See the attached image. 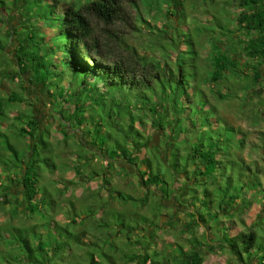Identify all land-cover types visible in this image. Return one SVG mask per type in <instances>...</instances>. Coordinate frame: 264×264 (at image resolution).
<instances>
[{
    "label": "trees",
    "instance_id": "16d2710c",
    "mask_svg": "<svg viewBox=\"0 0 264 264\" xmlns=\"http://www.w3.org/2000/svg\"><path fill=\"white\" fill-rule=\"evenodd\" d=\"M163 1L0 0V10L7 17H3L0 12V22L14 20L13 13L19 16V22H22L20 25L25 27V30L12 27L8 33L0 34V66L3 67L2 70L0 69V77L16 82L22 90L20 93L11 90L5 94V97H0V117H7L8 111L17 110L16 107L21 104H29L25 96L26 82L41 90L44 88L47 93H52L51 96L53 90H56L61 98L68 95L66 101L71 102L74 109L68 116L62 115V117L70 122V127L73 125L89 137V140L83 142L90 148L88 151L93 152V148L98 151V154L106 160L107 170L110 165H114L117 173L111 179L119 177L118 174L122 173L123 176L128 177L131 172L137 180L141 190L140 195L126 194L127 198L136 197L135 202L141 201V207L146 206V211L157 207V213L153 217L157 218L156 225L159 223L160 228L165 225L160 224L162 215L172 218L174 212L183 214L187 220H184L179 231L184 239H190L189 231L197 234L196 236H206V239H211L212 224L220 221L228 230V234L224 237V245L218 248L203 242V245L199 243L198 248L175 246L171 251L164 252L163 244L149 253L148 246L141 245L138 241L140 238H148L151 242H157V235L153 234L151 223L141 220L139 223L137 220L132 225L125 221L117 226V230L113 228L117 233L115 236L123 234L122 243L126 242L127 246L132 245L131 241L135 246L139 245L143 250L141 254L127 255L126 252L123 253L122 246L116 245L111 251L112 256L115 257L105 254L109 260L105 263L91 252H88V257L83 259V252L86 254V251H82L83 247L96 245L98 240L104 237L98 231L100 225H96V228L90 226L91 216L88 215H83V219L78 220L79 215L76 212L73 216L69 215L65 226L47 217V211L51 207L50 210H54L62 190L61 187H53L54 181L42 180L44 172L53 173L56 166L48 155L39 156L38 146H41L45 152H50L51 147L39 132L40 126L33 116V111L28 109L30 115L27 119L23 116L27 110L20 112L18 110L12 115L13 119L22 121L26 119L16 136L23 139L22 154L14 151L9 145L14 151L15 158L13 157L12 163L4 162L0 165V212L6 206L9 207L7 211L13 214L19 213L23 208L21 211L23 214L35 215L37 212L41 213V208L44 209L42 216L45 218L42 225L49 229L48 234L52 231L49 236L51 240H43V234L35 229V226L28 230L36 235L35 241L32 242L35 248L26 238L21 240L23 246H20V251L27 248L28 261L33 260L32 264L38 262L34 256L35 251H44L40 254L45 259L44 263L48 261L45 264L63 262L82 264L86 260L87 264H203L204 254L221 249L229 255L230 264L232 262L264 264V176H262L264 133L261 136L257 134V139L253 140L254 143L260 144L258 149L254 143L248 147L244 133L223 120L220 128L225 126L233 128V138L240 133L235 139L241 146L236 150L233 149V147L237 148L234 145L235 139L228 146L220 147L213 142L214 134H203L205 131L203 129L209 126L206 124L211 125L215 118L199 112L206 111L208 105L214 108L215 106L212 105L208 95V92H213V87L207 90L202 86L205 77L198 67L199 52L195 48L194 37L200 34L211 36L209 38L213 55L211 67H207L210 70L207 72L210 73L208 80L213 81V86L215 83L229 80L228 74L237 72L235 66L237 58L228 57L222 52L220 50L222 42L213 35L218 33V28L223 29L224 26L218 16L206 18L202 24H199V20H192L187 28L188 32H184L187 15L183 0H168L163 13L165 21L163 27H159L157 21L159 16H162ZM212 3L213 0H205L203 5L208 6ZM198 4L193 10L198 9ZM151 5L154 6L153 13L150 12ZM230 5L239 10L236 30H241L246 36L243 41L246 55L256 62L250 67L251 74L245 73V77L240 76V78L256 84L261 76L259 67L264 64V0H221L219 9L224 14H229ZM202 10L204 12V8ZM206 15L209 13L206 12ZM40 20L49 28L48 34H42L40 27L36 26ZM212 21L214 24L210 30L208 24L210 25ZM142 28L147 30L146 35L142 32ZM12 37H14V47L10 56L6 55L5 50ZM146 38L150 43L148 46L150 56L140 54L138 50ZM4 42L6 43L2 44ZM239 75L236 74L238 77ZM23 77L26 78V82ZM63 79H67L71 85L65 88L62 85ZM98 86L103 88V92L98 90ZM214 92L220 95L218 89ZM118 95L120 103L115 108L113 101ZM132 99L135 108L130 106ZM121 103L124 104V111L121 110ZM87 105L91 106L88 110ZM103 114L106 116V121L112 122V118H115L118 122L117 129L121 138L119 141H114L115 148L107 149L105 145V147L99 146L98 149L89 136L91 133L109 136L106 133V126L100 121ZM113 124L111 125L114 127ZM147 124L151 132L145 131ZM2 133L0 131V135ZM65 133L67 132L63 131L66 136ZM75 135L78 133L76 132ZM80 135L83 141L82 134ZM205 140L208 141L207 148L204 144ZM187 142L193 145L186 150L185 164H181L178 159L183 153L185 154L182 145H186ZM244 151H247L248 156L254 153L255 155L257 153V156L247 160L243 156ZM171 152H175L173 154L175 158L173 157V163L169 167L172 186L170 183L167 186L166 173L161 171L160 166L163 164L167 167ZM77 160L79 161L78 157ZM74 167L76 173L85 175L79 171L80 164ZM179 167L181 170L178 169ZM87 172L93 179L100 181L98 190L93 193L99 195L101 188L104 191L110 188L111 196L124 195L111 184L106 185V174L102 181L94 169H89ZM159 183L165 184L166 189ZM209 183L215 188H221L220 196L214 193L212 188L210 189ZM55 192L57 195L54 196L52 193ZM152 199L156 202L153 203ZM214 205H217L219 211L213 208ZM253 205H256L259 213L251 223L247 224L245 214ZM203 206H206V210ZM166 209L171 212H168L169 214L161 212ZM137 216L141 217L139 213ZM218 216L221 220H218ZM207 220L210 223H207ZM81 222L84 227L74 230ZM200 227L203 231L198 234ZM12 229L14 232L18 230L20 236L24 235L23 229L16 226ZM57 230L62 233L63 239L53 244L54 232ZM112 231L109 233L110 237ZM89 235L92 239L86 242ZM1 240L0 248L4 250L2 256L6 258V263L0 262V264H20L25 258L23 251H17L15 259L18 263L9 253L18 249L16 242L7 238ZM70 241L77 242L76 253L73 248L71 249ZM171 244L175 245L172 242ZM70 255L74 256L77 262H66L65 257ZM38 263L42 264V260Z\"/></svg>",
    "mask_w": 264,
    "mask_h": 264
},
{
    "label": "rangeland",
    "instance_id": "374dc122",
    "mask_svg": "<svg viewBox=\"0 0 264 264\" xmlns=\"http://www.w3.org/2000/svg\"><path fill=\"white\" fill-rule=\"evenodd\" d=\"M184 1V11L187 15L186 18V24L184 26V32H188L187 28L192 23V20H199V24H202L203 20H206V18H209L211 16H218L221 18V23L223 26V29L218 28V33L213 34L214 37L219 40L221 43L220 50L227 54L228 57L233 56L234 58H237V62L235 64L237 72H232L228 74L229 80H224L221 83H215L214 86L212 84L213 81L208 80L210 77V73L207 71L210 70L211 67V59L213 52L211 50L210 46V34H200L195 36V48L199 52V69L204 74L205 82H203L202 86H204V89L209 90L213 87V92H208L210 101L214 107L208 105L206 107V111H202L199 113L204 114L205 116L213 117L215 118V121L213 123H208L206 125H209L205 127V130L203 134L209 135L214 134L213 136V142L216 144H219L220 147L228 146L231 141H233L239 134H236L233 138V128L230 129V127L225 126L222 127V121L226 120L229 124L233 125V127L238 128L242 133H244V136L246 137V144L248 147H250L254 141L257 139V134L261 136L262 133H264V64L259 67V71L261 72L260 79L258 83L253 84L250 81H248L245 78H240V76L245 77V73L251 74V66H254L256 63L255 60L250 59L246 55V49H245V42L244 39H246V36L243 34L241 30H236L238 28L236 17L239 13L238 8H234L233 5L228 6L229 8V14H224L220 11V1L221 0H213L214 3L204 6L203 3L205 0H183ZM168 3V0H164L163 4L161 6V15L159 16V20L157 21V25L159 27H163V22L165 21L163 13L165 12L166 4ZM198 4V9L193 10L194 6ZM204 8V12L202 10ZM154 6H150V12L153 13ZM2 13V11L0 10ZM206 12L209 13V15H206ZM0 13V16H1ZM221 13V15H219ZM13 17L15 16L14 20L9 19L5 23L0 22V34L8 33L10 29L18 28V30H25V27L20 25L22 22H19L20 18L17 14H13ZM2 16L7 18L5 13H2ZM171 18V16H169ZM175 18V17H174ZM214 24V21L211 22V24H208V27L211 30V26ZM22 26V27H21ZM36 26L40 27L42 34H48L50 32L49 28L43 21L37 22ZM232 32H231V31ZM234 30V31H233ZM142 32L146 35L147 30L145 28H142ZM212 35V34H211ZM14 37H12L11 42L8 43L9 46L7 47L6 55H10L13 51L14 43H13ZM3 42V41H2ZM6 42L2 43L5 44ZM132 43V42H131ZM148 38H146L141 46L138 47L139 53L141 54H147V56H150V50L148 49L149 46ZM184 48V46H182ZM233 53H236L235 55H232ZM11 56V55H10ZM206 66V67H205ZM204 69H201L203 68ZM3 68L0 66V69ZM230 68V67H229ZM2 70V69H1ZM204 71V72H203ZM239 75L238 76H236ZM24 82H26V78L23 77ZM215 82V81H214ZM211 83V84H210ZM62 85L66 88L71 85V82H69L67 79H63ZM39 86V85H38ZM24 87L26 90V98L28 105L21 104L17 106L16 109H11L6 113L7 117H0V131L3 132L0 135V165H3L5 163H12L13 157L15 158L14 151H17L18 153L22 154L21 146L23 145V139L20 137H16L18 130L21 126H24V123L26 119L29 117L30 112L28 109H31L33 111V116L35 117L38 125L40 126L39 132L42 133L43 139L47 142H49L51 151L45 152L41 146H38V153L40 157H44L46 155L51 157L53 161L55 162V170L53 173L45 171L43 174L42 180H52L54 183L53 187L58 186L61 187L60 190V198L56 201V204L54 206V210L52 207L49 209L47 217L53 219L58 224L65 226V224L68 222V218L70 216L74 215V212H76L79 216L78 220L83 219V215L91 216L90 219V226L93 228H96V225H100V228L98 231L101 232V235L104 237L97 242L96 245H85L83 247L82 251H86V254L83 252V259H86L88 257V252L93 253L95 256L100 257L104 263L109 261L105 254H111V251L113 250L114 246H122L124 252H126L127 255L132 254H141L143 251L140 246L136 245L133 241L130 242L128 246L126 245V242H123V234H120L118 236H115L117 230V226L123 224L125 221L131 223L132 225L135 224L138 220L141 221H149L151 223V229H153V234L157 235V242H151L148 238H140L138 243H141V245H147L148 249L147 252L152 253L154 249L160 248L164 244V252H169L173 247L180 246L184 248H195L199 247V243L203 245V242H206V245H214V247H222L224 244V237L228 234L227 228L223 226L220 221L218 223L212 224L211 228V239H206V236H196L192 231H189L191 233L190 239H184V237L181 234L180 227H182L184 220L186 217L183 214L174 212V216L172 218H167L165 215H162V222L160 223L165 224L162 225L161 228L158 226L157 218H154V214L157 213L156 210H158L157 207L152 205V207H155L154 209H150V211H146V206L141 207L140 202H135V199L133 198H127L126 194L139 196L141 193V190L139 189L137 185V180L134 178V176L129 172V176L125 177L122 174H118L119 177L113 178V175L115 176V173H117V170H114V165H110L108 170L106 169V160H104L103 156H100L98 154V151H96L93 148V152L88 151L90 148L88 146L84 145V140H89V137H86L85 134L81 133L79 129L74 128L73 125L70 127V122L63 118L62 115L68 116L69 113L72 112L74 109V105L71 102L66 101V98L68 99V95H64V98H61L56 90H53V96H51L52 93H47L44 88H39L37 86H31L29 83H25ZM219 90L220 95H217L214 91ZM11 90H16L19 93L22 92L19 86H17L16 82L10 81L8 79H2L0 77V97L6 96L5 94L10 92ZM68 90V89H67ZM98 90L100 92H103V88L101 86H98ZM99 94V92H98ZM93 95H95L93 93ZM120 96H115L113 101V106L115 108L117 104L120 102ZM109 102V101H108ZM132 104L130 105L131 108H135V102L132 99ZM115 104V105H114ZM121 110L123 109L124 104L121 103ZM91 106L87 105V110ZM20 111H26L25 114H23L24 117H26L25 120H18L13 119L12 115L16 114V112ZM217 110V111H216ZM117 111V109H116ZM208 112V114H207ZM106 113V112H105ZM198 115V114H197ZM93 116V115H92ZM97 117V116H96ZM119 118V117H118ZM115 118H112V122L106 121V116L103 114L101 116V120L103 124L106 126L107 129V135L105 134H92L89 135L91 139L94 140V144L96 147L107 146V149L109 148H115L116 142L119 141L121 138V135L119 133L118 122L115 121ZM120 120V119H118ZM91 124V121L88 120ZM95 121L97 122L96 118ZM114 123V127L111 125ZM3 124V126H2ZM137 125V123H135ZM138 126V125H137ZM96 128L94 129V131ZM63 131H66V136L63 134ZM145 131L151 132L150 126L147 124L145 126ZM78 133V135H75V133ZM93 132V130H92ZM153 132V131H152ZM83 141L81 140V135ZM219 134L221 136H219ZM157 136V135H156ZM155 136V137H156ZM240 138V137H238ZM157 139V137H156ZM228 140V142H227ZM236 143L234 141V145L237 146V148L233 147V149H238V146H241L240 142ZM153 142V141H152ZM208 141L205 140V147L207 148ZM210 142V141H209ZM263 144V143H262ZM261 144V145H262ZM9 145L12 146V151L9 147ZM189 145V146H188ZM193 145V143L187 142V144H183L182 147L185 148V154L179 156V163L185 164L186 160V150L190 149V147ZM256 149H258V143H254ZM187 146V148H186ZM90 147V146H89ZM260 150V149H259ZM149 151V150H148ZM151 153H153L151 151ZM172 154H169L168 157V164L167 167L165 165H161L160 169L161 171H165L166 173V182L167 186L169 183L172 186L171 177L169 174L170 166L173 163L174 160L173 154L175 152H171ZM9 154V156H7ZM158 154V153H157ZM4 155L5 157H3ZM243 156L247 160H252L253 156H257V153H255L250 156L247 155V151L243 152ZM77 157L79 158V161L77 160ZM174 157V158H173ZM251 158V159H250ZM3 160V161H2ZM76 164H80L79 171L85 175H80L74 171V166ZM111 164V163H110ZM74 167V168H73ZM89 169H94L96 173L99 175L100 179L103 181L104 176L106 174V181L107 186L111 184L113 188H117L121 190L124 195L119 196H111V189L108 188L106 191H104L102 188L100 190V196L93 193V191H97L98 186L100 184L99 179H93L91 177L92 175L87 172ZM180 169V167L178 168ZM181 170V169H180ZM179 171V170H178ZM262 176H264V170L262 173ZM174 181V180H172ZM224 183V182H223ZM159 185H163L164 188L167 187L165 184L159 183ZM162 186V187H163ZM224 187V184L222 185ZM210 189L214 191V193H218L220 196L222 191L221 188L217 187L215 188L214 185L209 183ZM166 189V188H165ZM85 192L84 194H82ZM54 196L57 195V193H52ZM82 195V196H81ZM81 196V197H80ZM152 202L155 203L156 200L152 199ZM168 205H172L171 203H168ZM50 206V205H49ZM206 206H203V209H205ZM8 206L5 207L4 210L0 212V241L1 239H8L10 241H15L18 249L16 251L14 250L9 252L14 258V260L18 263V260H16V254L17 251L22 252L23 255H25V258L21 260L20 264H32L33 260L28 261V255H27V248H23L22 251H20V246H23V242L21 241L23 238H26L31 243L35 241L36 235L33 231H28L29 228L32 226H35V229H37L40 233L43 234L42 239L43 240H51L49 239L50 233L48 234L47 230L48 228L43 226L44 224V218L43 212L44 209L41 208L40 212H37L35 215H31L29 213H22L21 211L17 214L9 213ZM198 208V206H197ZM213 208H215L216 211H219L217 205H214ZM212 208V209H213ZM48 210V209H47ZM131 211V212H129ZM162 213L166 214L171 211L162 210ZM178 212V211H177ZM139 213V216L137 214ZM168 213V214H169ZM258 208L256 205H253L249 211L245 214V222L251 223L252 220L255 218L256 214H258ZM70 215V216H69ZM220 216V215H219ZM218 216V220H221V218ZM148 220H145V218ZM214 216H212V219ZM141 218V219H140ZM169 220V221H167ZM187 220V219H186ZM172 221V222H170ZM140 223V222H139ZM170 223V224H169ZM207 223H210L209 220H207ZM53 225L55 223H52ZM76 224V223H75ZM143 225V223H141ZM177 225V226H176ZM13 226L18 227L19 229H23L22 236L19 235L18 230L14 232L12 229ZM72 227H75V225H72ZM84 227L83 222H81L74 230H79ZM71 231L72 228H69ZM52 230V229H51ZM113 230V231H112ZM112 231V237L109 236V233ZM203 231V228L198 229V234ZM123 233V232H122ZM189 233V234H190ZM61 232L57 230L54 232L53 236V244L59 243L62 241L63 236L61 237ZM109 237V238H108ZM92 238L91 236H87L86 242L90 241ZM6 241V240H5ZM133 242V243H132ZM172 243H175V245H172ZM210 242V243H209ZM2 243V242H1ZM71 243V249L73 248L74 253H76L75 249L77 248V242L70 241ZM212 243V244H211ZM8 244V243H7ZM161 244L160 246H158ZM4 246V244L2 243ZM54 246V245H53ZM5 247V246H4ZM32 247L33 246L32 243ZM6 248V247H5ZM33 248V249H34ZM85 248V249H84ZM8 249V248H7ZM78 249V248H77ZM10 250V249H9ZM80 250V249H79ZM222 250V249H221ZM219 250H212V252L204 254V262L203 264H230L229 263V255L227 252ZM224 250V249H223ZM3 248H0V262H5V257L3 255ZM35 251V250H33ZM211 251V250H210ZM41 252L35 251V258L40 262L42 260V264H45L48 261H45L44 258L41 256ZM51 253V252H50ZM59 253V252H58ZM62 253V250L61 252ZM66 253V252H64ZM19 254V253H18ZM68 255V253L66 254ZM77 255V254H76ZM8 256V255H7ZM70 255L66 256V262L75 261V257ZM78 256V255H77ZM113 258L115 256H112ZM65 260V259H64ZM125 261V260H124ZM36 262L37 264H39ZM77 262V260L75 261ZM74 262V263H75ZM85 262V261H83ZM65 262L61 263L64 264ZM67 264V263H65ZM87 264V260L85 263ZM231 264H234L233 262Z\"/></svg>",
    "mask_w": 264,
    "mask_h": 264
}]
</instances>
